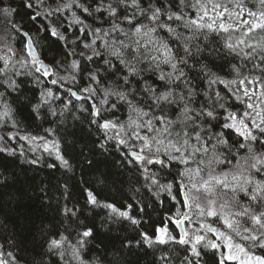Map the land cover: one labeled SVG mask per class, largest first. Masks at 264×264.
I'll list each match as a JSON object with an SVG mask.
<instances>
[{
  "label": "snow or ice",
  "instance_id": "snow-or-ice-1",
  "mask_svg": "<svg viewBox=\"0 0 264 264\" xmlns=\"http://www.w3.org/2000/svg\"><path fill=\"white\" fill-rule=\"evenodd\" d=\"M29 106L50 126L22 134ZM69 118L85 134L76 165L60 134ZM0 129V153L16 156L18 139L41 153L28 163L46 154L48 168L81 177L58 186L59 220L32 259L0 245V264H105L85 206L105 211L102 227H139L162 194L175 211L123 242L128 254L146 247L152 264H170L164 248L176 245L180 264H264V0H0ZM93 170L105 188L110 170L132 173L152 203L101 200Z\"/></svg>",
  "mask_w": 264,
  "mask_h": 264
},
{
  "label": "trees",
  "instance_id": "trees-1",
  "mask_svg": "<svg viewBox=\"0 0 264 264\" xmlns=\"http://www.w3.org/2000/svg\"><path fill=\"white\" fill-rule=\"evenodd\" d=\"M23 14L24 10L21 9L20 15L22 16ZM26 30L34 31L30 24ZM17 40L19 41L20 38L18 37ZM15 46L20 48L22 44L17 43ZM54 55H56L57 59L59 58V55L53 47L46 49L42 58L45 60V63L51 64L54 63ZM29 113L30 106L28 108H21L17 115V119L21 122L22 134L23 130L34 132L36 127L41 124L43 127L50 126L43 119H35ZM51 119L54 118L49 117V120ZM52 126L54 127V125ZM60 134L66 141L65 150L68 157L76 165L81 147L80 141L85 136L84 132L69 118L66 123L61 125ZM73 140L77 142L75 148L72 147ZM0 146H3L2 143H0ZM21 146H23L25 151V157L19 155ZM8 147L15 148L17 155L8 156L0 153V245H3L5 251H14L24 260H31L34 255L33 250L39 249L43 233L51 227L52 223L59 220V217L56 216L54 211L55 200L60 195L58 186H62L65 181L74 185L81 177L78 167L74 174L75 181L68 180V177L73 176V173L66 174L63 169L59 168L58 164L56 168H48V163L57 162L47 157L46 154H43L39 165L34 166L28 163L27 160L34 159L35 156H39L41 153L34 154L29 151V146L24 141L17 139L14 142H9ZM97 178L98 174L94 170L88 171L85 176V179L99 193L101 200L115 199L122 203L139 200L143 204H151L154 199L143 188H141L140 192L135 191L140 185L135 184L134 176L130 172H125L121 177L115 170H110L107 176L108 186L106 188L96 183ZM113 181L116 182V187H113ZM41 187L46 188L49 196L52 197L51 207L42 204L40 199L41 193L39 191ZM121 187L123 188L122 193L117 191ZM72 191L73 195L79 198V187H73ZM161 199L164 203L160 204L157 202L155 204V211L149 208L148 213L150 214V219L145 216L144 219L146 222L142 223L139 227L131 225L128 221H123L120 224H108L105 221L106 226L102 227L101 221L105 216V211L103 209H89L88 206H85V215L89 216V218H91L92 213H98L95 217V224L98 231L91 247L95 248L96 244H102V255L103 250H107L105 264H108V261H112V264H152L154 257L151 254V249H147L146 247H133L132 254H128V250L122 248L121 244L131 240L133 245H135L136 240L139 239L138 233L141 230L148 231L151 234L154 225L161 223L165 219L166 213L175 211V206L166 194H162ZM79 202L80 205H84L83 199H80ZM132 215L137 216L138 209L134 208ZM171 227L173 226L170 225ZM8 241H12L13 243L10 244ZM177 247L176 245H168L164 248L171 257L170 264H180V261L176 257H182L184 253L173 251ZM146 252L148 253L147 255H145ZM159 255L160 253L157 252L156 257L158 258ZM210 256L211 253H209Z\"/></svg>",
  "mask_w": 264,
  "mask_h": 264
},
{
  "label": "rangeland",
  "instance_id": "rangeland-1",
  "mask_svg": "<svg viewBox=\"0 0 264 264\" xmlns=\"http://www.w3.org/2000/svg\"><path fill=\"white\" fill-rule=\"evenodd\" d=\"M3 131H4V132H3ZM3 133H5V130L0 129V135H2ZM28 146H29V145H28ZM36 153H37V154H40L39 151H37Z\"/></svg>",
  "mask_w": 264,
  "mask_h": 264
}]
</instances>
